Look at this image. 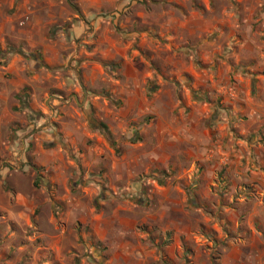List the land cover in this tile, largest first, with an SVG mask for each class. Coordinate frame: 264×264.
<instances>
[{
    "label": "clouds",
    "instance_id": "clouds-1",
    "mask_svg": "<svg viewBox=\"0 0 264 264\" xmlns=\"http://www.w3.org/2000/svg\"><path fill=\"white\" fill-rule=\"evenodd\" d=\"M0 264H264V0H0Z\"/></svg>",
    "mask_w": 264,
    "mask_h": 264
}]
</instances>
